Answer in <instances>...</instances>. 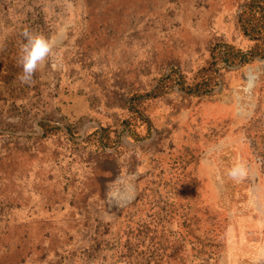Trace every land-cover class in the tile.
Here are the masks:
<instances>
[{
	"label": "rangeland",
	"instance_id": "1",
	"mask_svg": "<svg viewBox=\"0 0 264 264\" xmlns=\"http://www.w3.org/2000/svg\"><path fill=\"white\" fill-rule=\"evenodd\" d=\"M250 14L264 27V0H0V264H264V35ZM26 30L55 47L22 84ZM205 65L212 92L179 88ZM159 84L165 96H145ZM89 118L105 140L82 138ZM36 123L43 136L27 134Z\"/></svg>",
	"mask_w": 264,
	"mask_h": 264
},
{
	"label": "trees",
	"instance_id": "2",
	"mask_svg": "<svg viewBox=\"0 0 264 264\" xmlns=\"http://www.w3.org/2000/svg\"><path fill=\"white\" fill-rule=\"evenodd\" d=\"M242 18L243 17H241V20H242ZM244 22L248 26V31H251L256 36L258 35V37H259V35H264L263 34L264 33V27H262L263 24H262L261 21H258L256 19V15L255 14H250V16H248V18L244 17ZM242 25L244 26L243 20H242ZM219 49L220 50L217 51V53H218V55L220 54L222 59H225V58H227L229 56L231 57V53L233 55H235L234 52H230L231 50L228 51V46H226V48L224 50H221V48H219ZM213 52H214L213 53V55H214L215 54V48H214ZM238 56H240L241 59H247V56L244 55L243 53L239 54ZM234 60L230 61L228 59V61L226 60L225 62H227L229 64V63L234 62ZM175 71H176V68H173L172 72L170 73V75L175 73ZM217 74H218L217 71L213 67H211L209 65H205L203 68H201L198 71V74L196 75V78H195L194 82L191 83L190 85L187 86L185 84V82H183L182 80H179L177 82V80L172 79V77L169 75L170 77L168 76V82H167V85H169V86H167V87L169 89H170V87L172 88L173 84L175 83L173 81H176L178 83V85H179V88L181 90H183V91H186L190 95H193V94L194 95H196V94L200 95L201 93L208 94V93H210V92H212L214 90V87H215V85L218 82ZM168 91L169 90L164 89L162 87V85L159 84L155 88V90H153L149 94H146L145 96L151 97V99H158V98H160L162 96H165V94L168 93ZM141 97L142 96H140L139 93H136V94L133 95L132 99L135 101V100H137L138 98H141ZM128 124H130V121L128 122ZM128 127H129L128 129H130V134H131L132 131H131L130 125H128ZM107 134H109L108 131L104 130V133H103V135L101 137V140H105V138L107 137ZM137 139H139V137ZM102 143H104V141H102Z\"/></svg>",
	"mask_w": 264,
	"mask_h": 264
},
{
	"label": "clouds",
	"instance_id": "3",
	"mask_svg": "<svg viewBox=\"0 0 264 264\" xmlns=\"http://www.w3.org/2000/svg\"><path fill=\"white\" fill-rule=\"evenodd\" d=\"M23 35L26 42L21 49L20 63L23 71L19 79L22 84H29L39 65L52 55L55 42L44 35L33 34L27 30ZM245 174L242 163H238L228 172V176L234 180L243 179Z\"/></svg>",
	"mask_w": 264,
	"mask_h": 264
},
{
	"label": "crops",
	"instance_id": "4",
	"mask_svg": "<svg viewBox=\"0 0 264 264\" xmlns=\"http://www.w3.org/2000/svg\"><path fill=\"white\" fill-rule=\"evenodd\" d=\"M82 106H85V105L83 103L81 105V101H76V100L73 104H71L72 115H73L72 117H75L76 114L85 113L86 106H85V108ZM8 111H9V109H8ZM37 127H38V129H37ZM105 127L106 126H104V124H101L100 122L98 123L96 120L89 118L82 125L81 136H82V138H84L85 133H89V132L93 133V131H95V132L97 131V132H99L98 136H100V138H101L103 133H104V130L106 129ZM34 129L36 130V132H27V134H35V135L43 136V134L45 133V131L40 127L39 123L38 124L36 123L34 125ZM87 131H89V132H87Z\"/></svg>",
	"mask_w": 264,
	"mask_h": 264
},
{
	"label": "bare ground",
	"instance_id": "5",
	"mask_svg": "<svg viewBox=\"0 0 264 264\" xmlns=\"http://www.w3.org/2000/svg\"><path fill=\"white\" fill-rule=\"evenodd\" d=\"M250 79H251V81H252V78H250ZM128 196H129V194H125V195H124V197H125L126 199H128ZM113 199H114V200H113V203H117V201H118L117 198L113 197Z\"/></svg>",
	"mask_w": 264,
	"mask_h": 264
},
{
	"label": "built area",
	"instance_id": "6",
	"mask_svg": "<svg viewBox=\"0 0 264 264\" xmlns=\"http://www.w3.org/2000/svg\"><path fill=\"white\" fill-rule=\"evenodd\" d=\"M53 86H54V84H53ZM53 90L55 91V87L53 88ZM56 124H61V125H63L62 123H56Z\"/></svg>",
	"mask_w": 264,
	"mask_h": 264
}]
</instances>
